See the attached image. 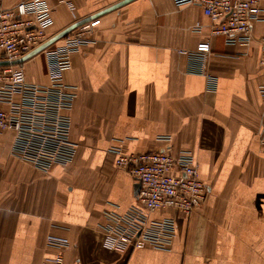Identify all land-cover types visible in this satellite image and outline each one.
<instances>
[{
  "label": "crops",
  "instance_id": "0c3cea01",
  "mask_svg": "<svg viewBox=\"0 0 264 264\" xmlns=\"http://www.w3.org/2000/svg\"><path fill=\"white\" fill-rule=\"evenodd\" d=\"M47 1L54 14L44 47L92 26L91 43L64 75L77 88L71 138L78 151L73 163L45 173L10 154L13 131L0 133V264H47L55 254L49 236L68 241L65 264H264V0L248 47L212 37L216 22L188 0ZM199 51L208 55L214 91L188 71L187 54ZM24 71L28 82L47 84L41 51ZM166 137L175 153L194 154L207 203L191 217L150 216L175 219L170 251L103 248L106 215L136 206L139 190L113 151L159 152Z\"/></svg>",
  "mask_w": 264,
  "mask_h": 264
},
{
  "label": "built area",
  "instance_id": "2783aa9c",
  "mask_svg": "<svg viewBox=\"0 0 264 264\" xmlns=\"http://www.w3.org/2000/svg\"><path fill=\"white\" fill-rule=\"evenodd\" d=\"M199 6L216 24L212 37H223L227 45L248 47L252 25L261 21L259 0H188ZM70 11L75 7L64 1ZM54 10L47 0H24L11 8L0 0V133L13 131L10 154L42 172L73 163L78 144L71 138V112L77 88L67 85L64 75L72 68V56L91 43L92 26L80 24L60 46L44 47ZM260 66L264 68V38L260 40ZM41 51L46 63L47 84L27 81L24 64ZM188 71L204 75L214 91L216 78L206 73L208 55L203 51L187 54ZM264 106V84L259 88ZM168 146L147 154H127L114 150L116 166L138 185L137 205L125 214H108L102 226V246L113 251L152 249L170 251L176 237V221L165 217L151 219L157 212L175 211L185 217L202 208L208 188L200 180L191 151L175 153L172 138ZM47 246L54 250L47 264H65L66 239L49 236Z\"/></svg>",
  "mask_w": 264,
  "mask_h": 264
},
{
  "label": "water",
  "instance_id": "95a60500",
  "mask_svg": "<svg viewBox=\"0 0 264 264\" xmlns=\"http://www.w3.org/2000/svg\"><path fill=\"white\" fill-rule=\"evenodd\" d=\"M4 65H6V64H0V66H4Z\"/></svg>",
  "mask_w": 264,
  "mask_h": 264
}]
</instances>
